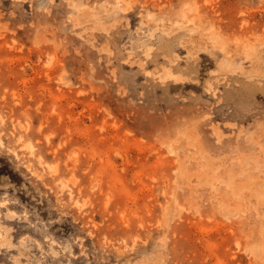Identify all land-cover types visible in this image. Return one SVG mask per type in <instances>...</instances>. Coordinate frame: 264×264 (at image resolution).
I'll use <instances>...</instances> for the list:
<instances>
[{
	"label": "rangeland",
	"instance_id": "374dc122",
	"mask_svg": "<svg viewBox=\"0 0 264 264\" xmlns=\"http://www.w3.org/2000/svg\"><path fill=\"white\" fill-rule=\"evenodd\" d=\"M0 264H264V0H0Z\"/></svg>",
	"mask_w": 264,
	"mask_h": 264
}]
</instances>
